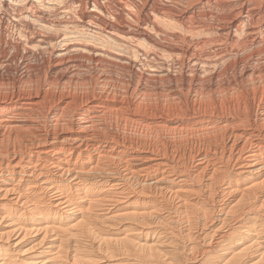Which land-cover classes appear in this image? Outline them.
I'll return each instance as SVG.
<instances>
[{"label":"bare ground","instance_id":"obj_1","mask_svg":"<svg viewBox=\"0 0 264 264\" xmlns=\"http://www.w3.org/2000/svg\"><path fill=\"white\" fill-rule=\"evenodd\" d=\"M46 1L0 0V264H264V0Z\"/></svg>","mask_w":264,"mask_h":264},{"label":"rangeland","instance_id":"obj_2","mask_svg":"<svg viewBox=\"0 0 264 264\" xmlns=\"http://www.w3.org/2000/svg\"><path fill=\"white\" fill-rule=\"evenodd\" d=\"M46 5L48 7H53V8L58 6L57 2L54 0L46 1ZM91 10H94V8L92 7ZM79 29L81 30V34H65V36L62 37L63 40V42L61 43L62 46H60L58 49H63L68 45L87 44L102 49H109L112 51V53L118 56L128 55L127 51L129 49V46L126 43L120 42L119 45L115 44L114 46L115 48H114L111 45H109V43L107 42L106 40L107 37L105 35H101L95 28L88 26ZM173 31H178V29H174ZM110 40L111 39L109 38L108 41ZM150 51L153 52V50L151 49ZM158 59L159 61H161V60H166L168 58L164 54L160 53ZM149 70L151 71V73H156V72L159 73L161 71L160 68H155V67H150Z\"/></svg>","mask_w":264,"mask_h":264}]
</instances>
